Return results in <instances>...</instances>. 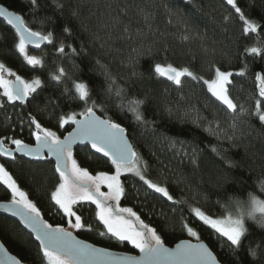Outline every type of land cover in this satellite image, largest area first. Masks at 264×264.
<instances>
[{"label": "trees", "instance_id": "trees-1", "mask_svg": "<svg viewBox=\"0 0 264 264\" xmlns=\"http://www.w3.org/2000/svg\"><path fill=\"white\" fill-rule=\"evenodd\" d=\"M0 3L21 15L33 31L52 33V43L35 52L42 65L34 67L16 49L18 38L13 28L0 20V63L26 80H41L37 93L23 105L7 102L0 90V138L30 141L29 115L61 137L71 126L60 128L59 118L82 112L95 102L96 113L125 128L146 179L166 187L173 197L169 201L148 189L139 177L124 174L120 179L125 192L121 206L132 208L155 228L165 245L189 239L183 227L186 223L222 264H264V229L249 223L241 245L233 246L193 211L199 208L207 216L222 217L220 201L228 193L243 194L264 181V122L255 114L258 100L264 110L256 80L257 74L264 75V51H246L264 49V0H237L245 19L259 25L255 33L244 32L240 14L221 0ZM61 43L63 54L58 51ZM156 65L187 68L198 79L184 76L177 85L161 76ZM60 68L65 72L62 82L51 78ZM216 68L233 71L227 87L237 113L217 101L203 83L213 77ZM242 69L244 74L238 75ZM74 82L89 86L87 104L76 99ZM131 101H143L139 108L142 121L130 111ZM241 106L246 110L243 113L239 112ZM73 157L91 174L113 170L108 160L88 146L75 148ZM3 162L43 218L53 226H64L66 217L51 199L60 183L53 162L22 157ZM10 197L11 191L0 184V200ZM73 210L91 225L90 231H75L77 236L105 248L135 252L127 242L97 234L105 229L95 218V205L82 202ZM0 239L23 264H46L31 235L3 215Z\"/></svg>", "mask_w": 264, "mask_h": 264}, {"label": "snow or ice", "instance_id": "snow-or-ice-1", "mask_svg": "<svg viewBox=\"0 0 264 264\" xmlns=\"http://www.w3.org/2000/svg\"><path fill=\"white\" fill-rule=\"evenodd\" d=\"M36 4V0H32ZM235 12L240 14V19L244 21V32L255 33L259 25L251 20L245 19L241 8L237 6V0H227ZM0 17L10 25L19 36V42L15 45L18 52L23 56L28 65H42V61L36 56L28 55L29 45L39 49L45 42L52 43V33L42 35L40 32L33 31L27 27L24 18L8 8L0 6ZM67 32L68 30L65 29ZM184 36L183 39H188ZM203 40V37H199ZM59 53L65 52V46L61 43ZM252 54H259L264 49L252 47L246 49ZM76 49L72 48V54ZM156 71L161 76H166L168 80L177 85L182 84L181 78L184 76L198 79L193 72L187 68L176 69L169 65L166 69L156 65ZM59 74H53L52 79L62 82L65 77L63 68L58 70ZM14 76V80L6 78ZM242 69L238 75H243ZM233 73L215 69V77L212 80H203L208 91L217 101L226 106L232 113H237V105L229 96L227 85L231 84L230 77ZM256 80L260 82L259 94L264 97V75L257 74ZM41 87V80L34 78L26 80L17 75L11 69L6 68L0 63V90L2 97L7 98V102H20L23 105L29 97L37 93ZM76 99L87 104L90 98L89 86L84 82H74ZM67 91V89H65ZM111 91V85L109 86ZM2 102V101H0ZM133 106L130 108L135 114L137 121H142L139 108L143 101H131ZM97 107H86L79 113H70L59 118V127L65 125L72 126V131L61 139L56 131L44 127L35 117L29 115L30 135L35 139V146L25 143L22 139L9 138L14 148L4 146V140L0 139V156L14 159V153H22L24 156L33 157L36 160H43L46 151L49 157L55 158V171L59 173L60 183L55 191L51 193V199L58 206V211L68 218L69 225L74 229L91 230V225H86L82 217L74 211V206L82 202H89L95 205V218L102 224L104 231L97 234L99 236H109L118 243H129L134 248L139 249L141 255H124L116 257L114 253L106 248L96 247L85 241L78 239L72 232L60 225L49 224L42 216L40 208L30 199L26 192L22 191L17 185L16 180L0 164V184L11 191L12 200L8 204L0 205L4 207L13 217H18L19 221L30 234H34L35 240L39 242L40 252L47 264H218L212 252L204 243H192L189 240H182L175 247L165 246L164 240L157 230L146 224L140 216L130 207H120V199L124 196V188L120 177L122 173H133L147 185L148 189L155 193L162 194L169 201L173 200L166 187L146 179L144 172L138 166V154L134 151L131 143L126 137V130L114 120L102 118L94 111ZM246 110L241 106L239 112ZM261 122H264V110L261 109V102H256V112ZM79 117V118H77ZM214 134L212 128L206 129ZM90 145L96 153L102 154L114 166L115 172H99L93 176L86 168L80 167L77 160L73 157V145ZM213 151H216L214 148ZM105 184L107 192L100 190L101 185ZM195 215L200 220L216 229L233 246L241 245V235L243 226L239 221L233 220H214L205 215L199 208H194ZM74 217V223L72 218ZM183 227L188 234L199 237L197 233L186 223ZM0 264H22L17 257L10 255L2 244H0Z\"/></svg>", "mask_w": 264, "mask_h": 264}, {"label": "clouds", "instance_id": "clouds-1", "mask_svg": "<svg viewBox=\"0 0 264 264\" xmlns=\"http://www.w3.org/2000/svg\"><path fill=\"white\" fill-rule=\"evenodd\" d=\"M222 219L225 221H239L243 226L241 239L248 233L247 225L255 224L264 229V181L255 190H249L243 194L239 192L228 193L220 201ZM255 258L256 252L251 253Z\"/></svg>", "mask_w": 264, "mask_h": 264}, {"label": "water", "instance_id": "water-1", "mask_svg": "<svg viewBox=\"0 0 264 264\" xmlns=\"http://www.w3.org/2000/svg\"><path fill=\"white\" fill-rule=\"evenodd\" d=\"M221 1H224V2H226L227 3V0H221ZM0 6H3V7H6L5 5H3V4H1L0 3ZM6 8H8V7H6ZM8 10L9 11H13V10H11V9H9L8 8ZM14 12V11H13ZM16 13V12H15ZM18 14V13H17ZM19 15V14H18ZM0 20H2V21H4L5 23H7L2 17H0ZM15 30V29H14ZM17 34V33H16ZM19 37V36H18ZM46 44H47V42H45V43H43L42 45H41V47L39 48V49H37V48H35V47H33V46H31V45H29L27 48L28 49H30V50H32V51H36V52H38V51H40L44 46H46ZM166 69V68H165ZM166 77V76H165ZM15 78H12L11 80H14ZM18 102V101H17ZM18 103H20V102H18ZM98 116H100L98 113H96ZM102 117V116H101ZM77 118H79V117H77ZM102 118H104V117H102ZM74 127V125H72L71 127H70V129L67 131V132H65L62 136H61V139H63V137L65 136V135H67V133L68 132H70V131H72V128ZM126 137H127V139L129 140V138H128V136H127V134H126ZM129 142H130V140H129ZM35 139L33 138V143L32 144H29V145H32V146H35ZM131 143V142H130ZM28 144V143H27ZM132 145V144H131ZM81 146H88V148L90 149V151L91 152H93L94 154H96V155H98V156H100V157H102V158H104L103 156H102V154H100V153H96L95 152V150H93V149H91V146L90 145H79V144H77V145H73V150L75 149V148H77V147H81ZM6 147V146H5ZM15 146L13 145L12 147H8V148H14ZM133 147V146H132ZM19 156V157H22V158H25V159H27V160H36V159H34L33 157H29V156H24V154H22V153H14V156ZM44 157H45V159H48V160H50V161H52L53 162V164H54V168H55V158L54 157H49L48 156V154H47V152L45 151L44 152ZM0 158L1 159H3V160H11L12 158H6V157H4V156H0ZM104 159H106L107 160V158H104ZM109 161V160H108ZM110 162V161H109ZM111 163V162H110ZM11 202V200H0V205H4V204H8V203H10ZM0 215H3V216H7V217H9V218H11V219H13V220H15L19 225H20V227L23 229V230H25L26 232H28L29 234H30V230L29 229H26L24 226H23V224L19 221V218L18 217H13L12 215H11V213L10 212H8L4 207H0ZM63 227V226H62ZM67 230V229H66ZM69 231V230H68ZM70 232H72V231H70ZM73 233V235L74 236H76L78 239H80V240H82V241H85V242H87V243H89V244H92V245H94V246H96V247H100V248H105V247H102V246H99V245H96V244H93V243H91V242H89V241H87V240H85V239H82V238H80L79 236H77L76 234H75V232H72ZM31 235V237L33 238V240L38 244V246H39V242L38 241H36L35 240V236H34V234H30ZM182 240H189L190 242H192V243H198V242H200V243H204L207 247H208V249L212 252V254H213V256L216 258V260H217V262H218V264H222L218 259H217V257L215 256V254L213 253V251L210 249V247L206 244V242L205 241H203V240H191V239H181V240H179L178 242H176L175 244H173L172 246H168V245H165V246H167V247H175V245L177 244V243H180V241H182ZM0 244H2L3 246H4V248L7 250V252L10 254V255H12V256H15V257H17L16 255H14L13 253H11L8 249H7V247L3 244V242L1 241V239H0ZM106 249H108L109 251H111L112 253H114V255L116 256V257H121V256H124V255H135V256H139V255H141V253L139 252V249H136L135 250V252H124V251H118V250H114V249H110V248H106ZM18 258V257H17ZM19 259V258H18Z\"/></svg>", "mask_w": 264, "mask_h": 264}, {"label": "rangeland", "instance_id": "rangeland-1", "mask_svg": "<svg viewBox=\"0 0 264 264\" xmlns=\"http://www.w3.org/2000/svg\"><path fill=\"white\" fill-rule=\"evenodd\" d=\"M19 42V39H18V41H17V43ZM27 50V49H26ZM28 53V52H27ZM28 55H31V56H36L38 59H39V57L37 56V55H35V53H28ZM222 71H230V72H232L233 73V71H231V70H222ZM215 77V73H214V75H213V77H211L210 79H207V80H212L213 78ZM6 78L7 79H12V78H15L14 76H7V74H6ZM35 78H37V77H35ZM230 80H231V77H230ZM30 81V80H29ZM228 86V85H227ZM52 162V161H51ZM0 164H3L4 165V167L6 168V166H5V164H4V162H3V160H1L0 159ZM7 170V169H6ZM8 171V170H7ZM115 172V168H114V166H113V170L111 171V172H107V173H109V174H113ZM99 172H97V173H95V174H92L93 176H95V175H97ZM124 174H133V173H122L121 174V176L122 175H124ZM120 179H121V177H120ZM61 182V181H60ZM59 185V184H58ZM100 190L102 191V192H107L108 191V188H107V186L105 185V184H102L101 185V188H100ZM23 191V190H22ZM10 199L12 200V194H11V197H10ZM120 207H123V206H121L120 205ZM194 214H195V212H194ZM197 217V216H196ZM211 219H214V220H223L222 219V217H211V216H209ZM197 218H199V217H197ZM72 220H73V223H74V217L72 218ZM202 221V220H201ZM202 222H204V221H202ZM205 223V222H204ZM205 224H207V223H205ZM207 225H209L210 227H212L211 226V224H207ZM65 229H67V230H69V231H72V232H75V231H78L79 229H74V228H72L70 225H69V223H68V218L66 217V223H65V225L63 226ZM213 228V227H212ZM214 229V228H213ZM216 230V229H215ZM219 233V232H218ZM221 234V233H220ZM188 238L189 239H191V240H198L197 239V237H193V236H190L189 234H188ZM133 246V245H132ZM23 264V263H22ZM46 264H47V261H46Z\"/></svg>", "mask_w": 264, "mask_h": 264}, {"label": "flooded vegetation", "instance_id": "flooded-vegetation-1", "mask_svg": "<svg viewBox=\"0 0 264 264\" xmlns=\"http://www.w3.org/2000/svg\"><path fill=\"white\" fill-rule=\"evenodd\" d=\"M14 30V29H13ZM14 32H15V30H14ZM16 33V32H15ZM16 36H17V38L19 39V37H18V35L16 34ZM27 52L29 53H35L36 51H32V50H30V49H28L27 48ZM25 104V103H24ZM33 138L34 137H32V139L30 140V141H25V143H28V144H32L33 143ZM0 139H3V138H0ZM4 140V146H6V147H12L13 145L11 144V142L10 141H6L5 139H3ZM15 157H19V156H16L15 155ZM1 159V158H0ZM1 160H3V159H1ZM11 160H13V159H11ZM4 161H10V160H4Z\"/></svg>", "mask_w": 264, "mask_h": 264}]
</instances>
